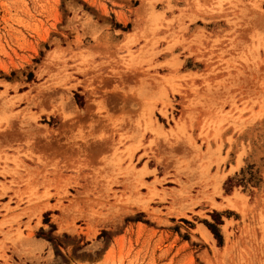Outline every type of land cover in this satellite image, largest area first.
Masks as SVG:
<instances>
[{
  "label": "rangeland",
  "instance_id": "1",
  "mask_svg": "<svg viewBox=\"0 0 264 264\" xmlns=\"http://www.w3.org/2000/svg\"><path fill=\"white\" fill-rule=\"evenodd\" d=\"M0 264H264V0H0Z\"/></svg>",
  "mask_w": 264,
  "mask_h": 264
},
{
  "label": "bare ground",
  "instance_id": "2",
  "mask_svg": "<svg viewBox=\"0 0 264 264\" xmlns=\"http://www.w3.org/2000/svg\"><path fill=\"white\" fill-rule=\"evenodd\" d=\"M201 231H203V230H201ZM204 231L206 232V230H204ZM205 232H203V234L207 235V234H206L207 232H206V233H205Z\"/></svg>",
  "mask_w": 264,
  "mask_h": 264
}]
</instances>
